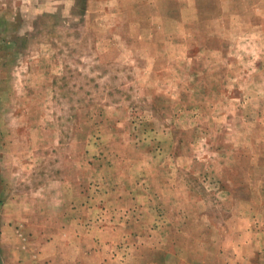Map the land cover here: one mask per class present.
Returning <instances> with one entry per match:
<instances>
[{"label":"rangeland","instance_id":"obj_1","mask_svg":"<svg viewBox=\"0 0 264 264\" xmlns=\"http://www.w3.org/2000/svg\"><path fill=\"white\" fill-rule=\"evenodd\" d=\"M0 264H264V0H0Z\"/></svg>","mask_w":264,"mask_h":264}]
</instances>
